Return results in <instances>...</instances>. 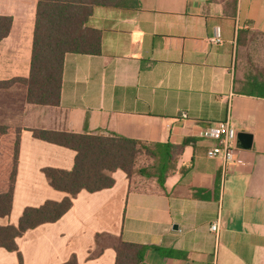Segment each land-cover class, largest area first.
<instances>
[{
  "label": "crops",
  "instance_id": "crops-1",
  "mask_svg": "<svg viewBox=\"0 0 264 264\" xmlns=\"http://www.w3.org/2000/svg\"><path fill=\"white\" fill-rule=\"evenodd\" d=\"M139 2L94 8L87 26L101 34L99 54H67L60 104L41 106L12 82L31 73L37 0H0V16L13 18L0 42V84L8 83L0 87V125L19 140L12 211L0 225L16 226L26 208L69 196L44 170H72L76 152L33 130L188 140L164 190L116 171L112 188L81 191L58 221L17 238L23 263L115 264L105 239L120 238L150 247L145 264H264V0ZM216 27L220 44L211 41ZM253 48L259 54H248ZM227 119L253 143L246 150L237 140L225 167L207 157L214 141L199 134ZM0 264H20L18 254L0 248Z\"/></svg>",
  "mask_w": 264,
  "mask_h": 264
},
{
  "label": "trees",
  "instance_id": "trees-1",
  "mask_svg": "<svg viewBox=\"0 0 264 264\" xmlns=\"http://www.w3.org/2000/svg\"><path fill=\"white\" fill-rule=\"evenodd\" d=\"M96 7L138 9L139 0H37L31 73L20 81L27 86V102L41 106H58L61 99L63 68L67 54L98 55L101 34L87 26ZM13 24L11 16H0V42L9 36ZM8 83L0 84V87ZM35 138L63 146L76 152L72 170L47 168L44 174L51 187L67 193L61 202L47 201L38 208L24 210L18 225H0V248L16 252L20 264L22 256L17 238L42 224L58 221L72 207V200L81 191L95 193L115 185L113 174L121 170L129 179L156 182L165 189L166 178L175 171L178 157L188 144L147 143L111 134H76L33 130ZM8 127L0 125V140ZM19 140L13 154V168L6 190L0 191V218L10 216L18 162ZM146 155L152 160L150 167H139L137 161ZM115 264H145L149 246L115 240ZM158 250L157 247H153ZM163 255L173 251L160 250ZM66 264H76L71 261Z\"/></svg>",
  "mask_w": 264,
  "mask_h": 264
},
{
  "label": "built area",
  "instance_id": "built-area-1",
  "mask_svg": "<svg viewBox=\"0 0 264 264\" xmlns=\"http://www.w3.org/2000/svg\"><path fill=\"white\" fill-rule=\"evenodd\" d=\"M211 41L215 44L223 42L220 27H216L214 29V36L211 38ZM199 135L203 139L214 141L206 152L209 159L219 160L225 167L234 161L237 131L229 119L213 123L203 128ZM219 226V222H216L211 226V230L217 232L219 230Z\"/></svg>",
  "mask_w": 264,
  "mask_h": 264
},
{
  "label": "rangeland",
  "instance_id": "rangeland-1",
  "mask_svg": "<svg viewBox=\"0 0 264 264\" xmlns=\"http://www.w3.org/2000/svg\"><path fill=\"white\" fill-rule=\"evenodd\" d=\"M120 2V0H118ZM260 38V37H258ZM260 48H253L252 51L247 49L248 54L256 55L259 54ZM16 133V132H15ZM4 138V139H3ZM17 137L10 138L9 136H3L0 140V191L6 190L9 184V176L13 168V154L16 148ZM11 157V158H10ZM139 167H150L152 165V160L146 155H143L137 161ZM135 182L138 186H141L139 179L135 178ZM106 242L115 243V240L105 239Z\"/></svg>",
  "mask_w": 264,
  "mask_h": 264
},
{
  "label": "water",
  "instance_id": "water-1",
  "mask_svg": "<svg viewBox=\"0 0 264 264\" xmlns=\"http://www.w3.org/2000/svg\"><path fill=\"white\" fill-rule=\"evenodd\" d=\"M237 140L243 149H251L252 143H253V136L247 133L240 132L237 134ZM175 229H178L177 226H175Z\"/></svg>",
  "mask_w": 264,
  "mask_h": 264
}]
</instances>
